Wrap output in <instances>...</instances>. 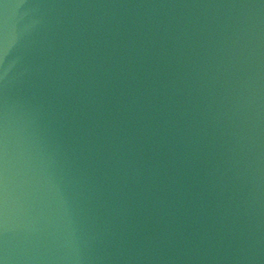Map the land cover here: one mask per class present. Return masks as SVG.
<instances>
[{
    "label": "water",
    "instance_id": "obj_1",
    "mask_svg": "<svg viewBox=\"0 0 264 264\" xmlns=\"http://www.w3.org/2000/svg\"><path fill=\"white\" fill-rule=\"evenodd\" d=\"M0 264H264V0H0Z\"/></svg>",
    "mask_w": 264,
    "mask_h": 264
}]
</instances>
